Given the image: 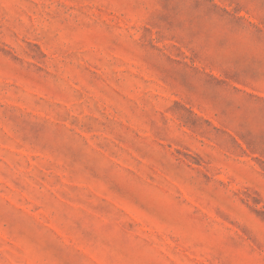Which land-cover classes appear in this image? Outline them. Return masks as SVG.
Returning <instances> with one entry per match:
<instances>
[{
    "label": "rangeland",
    "instance_id": "obj_1",
    "mask_svg": "<svg viewBox=\"0 0 264 264\" xmlns=\"http://www.w3.org/2000/svg\"><path fill=\"white\" fill-rule=\"evenodd\" d=\"M0 264H264V0H0Z\"/></svg>",
    "mask_w": 264,
    "mask_h": 264
}]
</instances>
